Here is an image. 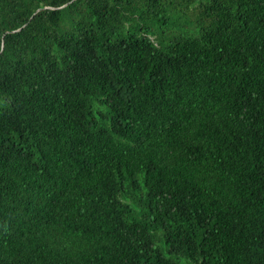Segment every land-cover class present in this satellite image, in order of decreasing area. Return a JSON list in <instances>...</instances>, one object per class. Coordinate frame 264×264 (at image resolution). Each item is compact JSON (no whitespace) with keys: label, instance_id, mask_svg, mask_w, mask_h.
I'll list each match as a JSON object with an SVG mask.
<instances>
[{"label":"trees","instance_id":"obj_1","mask_svg":"<svg viewBox=\"0 0 264 264\" xmlns=\"http://www.w3.org/2000/svg\"><path fill=\"white\" fill-rule=\"evenodd\" d=\"M0 264H264V0H0Z\"/></svg>","mask_w":264,"mask_h":264}]
</instances>
